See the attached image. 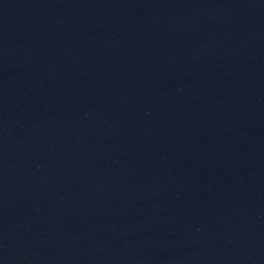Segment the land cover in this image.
Masks as SVG:
<instances>
[{"label":"water","instance_id":"water-1","mask_svg":"<svg viewBox=\"0 0 264 264\" xmlns=\"http://www.w3.org/2000/svg\"><path fill=\"white\" fill-rule=\"evenodd\" d=\"M0 264H264V0H0Z\"/></svg>","mask_w":264,"mask_h":264}]
</instances>
